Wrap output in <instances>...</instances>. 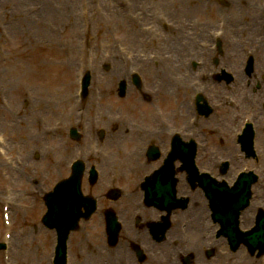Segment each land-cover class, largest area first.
<instances>
[{
    "label": "rangeland",
    "instance_id": "obj_1",
    "mask_svg": "<svg viewBox=\"0 0 264 264\" xmlns=\"http://www.w3.org/2000/svg\"><path fill=\"white\" fill-rule=\"evenodd\" d=\"M41 1L44 3H42L43 8L40 9L36 15L41 19L40 24L42 25L43 29H45L43 32L45 37L40 38V43L38 45V55L39 60L45 61V74L48 76V78H50V80L45 83L42 88L34 84V88L38 91V94H36L38 97H42V100L39 104H37L35 109H33L31 105L26 102V100H23L21 113H16L14 115V119L17 117V120H13V122H18L16 125L13 124L10 127V123L12 121L8 120L4 113H0V120L3 122V124L0 125V137H3L5 142L4 144L0 145L6 146V148L1 146V150L14 156L16 149L18 148V143H21L23 147L26 144V153L31 151L33 158L36 155H40L37 160H35L37 161L35 168L38 170V173L36 175L32 174L31 170H27V168L24 169L26 173L30 174L34 178H39L41 172H48V179H45V181H47V183H53V181H55L57 178L65 176L68 173L66 170V165H69L71 161L76 158V156H80V147L78 144L66 136V128L76 120L75 102L77 101L76 91L78 90V78L80 76V62L84 67L89 66L87 59L89 56H91L90 47L96 45L97 42H99V46L101 48V53L99 54L100 56H103V51L113 47L115 41L125 42L128 45L133 44L139 46L142 44L139 43V38L141 36L137 37L136 39L134 38V35L131 37V39H128L124 32L118 31L114 33V24L110 20L107 12L104 13L101 11H96L97 14L95 16H91L89 13H82L79 6V0H48L47 3H45V0H40V2ZM198 1H200V5H198L200 7H197V11L192 13L190 18L195 16L196 18H199L202 23L205 21L212 22L215 18L217 21V16L221 11L217 12L216 16H213V14L205 8L204 3L206 2L204 0ZM198 1L197 4H199ZM255 2L256 0H253L252 4ZM34 3V0H20L18 2V11L22 16L20 17L18 14L19 20L22 18L23 21V17L26 16V13L30 11V6L34 5ZM220 3L221 2L218 0L215 1L216 5H219ZM44 5H48L49 7L45 9ZM107 5L108 1L103 2L104 8H106ZM11 7L12 5L10 6V9ZM102 9L103 7L101 6V10ZM168 14L170 13L168 12ZM233 14H235V12H231L232 16ZM239 14L241 13L239 12ZM171 17L176 18V20L178 18L173 15ZM184 20L187 21L188 19ZM22 21H20V23H23ZM212 23H214V21ZM117 26L120 29L119 25ZM19 38H21V36H19ZM235 42H237L235 46H237L238 51H240L242 44L247 43L250 45L249 39L247 37H237ZM18 45L19 50H21V55L29 58V56H31L30 41L26 39V42L23 41L22 44L19 43ZM141 48L144 49L143 46H141ZM146 49L149 48L146 47ZM234 56V51H230L228 58L231 60L234 58ZM98 67L99 64L95 65L96 69ZM4 69H6V67H4ZM98 71L101 70L99 69ZM92 72H95V70L92 69ZM156 80L158 79H155L154 83H152V86L156 85ZM61 84L66 85L67 90L70 93L71 98L69 103H63L61 101L63 96V94L60 93ZM5 85V88L9 89L8 84ZM55 88H58L57 93L55 92ZM43 89L48 90L46 94L42 93ZM7 92L8 93L5 95H8V97L11 99L14 98L13 100L16 101L18 94L12 95L9 90H7ZM177 95H175V98H177ZM23 98H25V96ZM152 98H155V96L153 95ZM185 100L186 96L184 97V102ZM16 109H18V106L12 110ZM43 116L46 118V123L41 120ZM59 119H61L62 122L58 123L59 126L56 132H54L52 126H54L56 121ZM17 125L18 129L21 127H23V130L25 129V135L23 132H21V130L18 131L16 129ZM44 125L45 127H43ZM10 132L12 133L11 135ZM61 132H63L62 137H60ZM33 139L35 140L31 142ZM45 143V150L48 154H45L42 149V145ZM34 144H39L38 148L34 149ZM212 149L213 152L216 150L219 152L221 150L219 145H213ZM33 150H36L37 152L33 153ZM26 153L24 151V154ZM24 158L29 161L26 155ZM43 162H46L47 166H40V164ZM32 163L34 164V162ZM7 182L8 181H6V183ZM29 182L30 181H27V184L23 188H32L31 186H28ZM3 184L4 182L0 181V195L3 194ZM263 187L264 184L261 182V192ZM20 197L22 199H30L27 195ZM25 202L29 203L26 200ZM37 207L40 208V203L34 208ZM31 215L33 216V214ZM17 228H19L18 231H20L16 233V239L20 243L21 248V242L24 241L23 239L30 240L35 238V243L41 246L39 251L40 258L42 256L41 251H45L44 254L46 255V249L42 246V244L48 243L49 246L51 243L52 234H49L47 231H43L39 236H36L32 231L33 228H30L28 225L16 224V229ZM1 231L2 223L0 214V233ZM26 231H29V233H25ZM32 243L34 242L32 241ZM27 248H31L30 244H28ZM245 264H264V260L259 263L258 260H248L246 258Z\"/></svg>",
    "mask_w": 264,
    "mask_h": 264
},
{
    "label": "bare ground",
    "instance_id": "obj_2",
    "mask_svg": "<svg viewBox=\"0 0 264 264\" xmlns=\"http://www.w3.org/2000/svg\"><path fill=\"white\" fill-rule=\"evenodd\" d=\"M18 1H20V0H0V5H3L4 7L5 6L8 7V4L10 3V4H13L14 6L16 4V6H17ZM159 4L161 5V7H163V9L167 8L174 13L175 10H172L171 8H169L168 4L166 3L165 0L159 1ZM232 5H233V8L235 10L238 9L233 3H232ZM245 8L248 10L247 12H246V10L243 11L245 24L243 26L235 28V33H236L235 37L247 36V37L251 38L252 36H254L260 32V30L257 27H259V24H261V22L259 24H257V22L259 19H262V18L259 16V14L255 10H253L251 8L250 4H247L245 6ZM9 12H10V10H9ZM180 12H184V10L181 9ZM13 13L15 16H17L16 10H14ZM28 20H24L25 26H27L25 29H22L21 27H19L17 25V23H14V25H13L12 20L9 21V25L7 27L1 29L5 33V39H7V41L4 43V46L7 47L8 49H3V50H7L5 55H3L2 51L0 52V60H1L0 85L3 83L8 84V88H9L10 93H12V95L18 94L16 97V101H14L13 100L14 98H13L11 100V102L9 103L8 107L0 105V111L5 114V116L8 118V120L12 121L10 123V125L13 124L14 115L16 113H19L21 110L20 107L16 110H12V109L16 108L19 105V103L21 104L23 97L27 94L29 89H32L31 85L36 84L37 86H40L42 88L43 84H41V82L44 79H46L45 73L43 72L44 65L41 62H39V55L38 54H36L35 60H33V58H32L29 61L20 60L19 59L20 54H19V57H17L18 56V53H17L18 40H16L15 35L27 34V38L31 42L33 51L38 50V44L37 43L39 42V38H40L39 32H40V29H43L42 25L40 24L41 19L39 17H34V19L32 17H30V18H28ZM184 25H185V23H184ZM249 25H250V27H246ZM234 26H238V25L235 23ZM206 30H207V27H205V25L200 27V29L198 30V32H199L198 35L199 36H205L207 33ZM44 31H45V29H44ZM145 35H147V34H145ZM150 35H152V34H150ZM21 41H24V36H21L20 42ZM234 43H235V41L232 38L231 43L229 44L228 54L230 51H234L235 56L237 58L233 62L231 61V63L234 65V67L236 69V73L241 78V80H244V79H246V77L241 72V62H240L239 58L242 56H245V54L239 52L237 50V46H235ZM244 44L248 45L247 43H244ZM197 45H198V40L196 39V42L192 43V51H195V53L198 52V47H196ZM14 46H15L16 50H15ZM252 47H253V45H251V48ZM241 48L242 47H240V50H241ZM254 52H255V54L258 55V57L264 56V48L255 49ZM32 54H34V53H32ZM209 55H210V57H214V58L219 57V55L213 54V53H209ZM263 59H264V57H263ZM144 63L147 65L149 64V62H144ZM4 67H6V70L4 69ZM210 71H213V70H210ZM55 91H58V89L55 88ZM60 92L65 95L62 97L63 102L68 103V101L70 100V93L67 91V87L62 85L60 87ZM228 113L231 115H234V117H235L234 112L229 111ZM263 116H264V111H263ZM0 124H2V120H0ZM263 127H264V123L261 125V132L259 135V143H260L259 145H260V147H262L264 149V129L262 130ZM19 255H20V259H22V256L20 253H19ZM34 256H35V254L33 251H25V254H24L25 262L26 263L28 262L27 264H31L32 257H34ZM43 260H44V258H43Z\"/></svg>",
    "mask_w": 264,
    "mask_h": 264
}]
</instances>
